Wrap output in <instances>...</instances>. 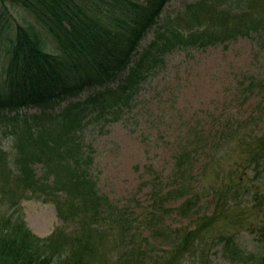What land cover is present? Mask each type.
Here are the masks:
<instances>
[{
	"label": "rangeland",
	"instance_id": "374dc122",
	"mask_svg": "<svg viewBox=\"0 0 264 264\" xmlns=\"http://www.w3.org/2000/svg\"><path fill=\"white\" fill-rule=\"evenodd\" d=\"M192 1L173 0L164 15ZM17 24L40 27L21 5L0 3V75ZM43 35L51 43V36L45 31ZM135 92L123 111H102L99 106L95 115L86 116L78 140L91 157L83 167L109 201L102 210L113 206L121 212L102 213L105 221L99 225L85 212L75 219L70 203L63 212L56 200L29 193L20 201L27 228L41 238L61 236L66 252H71L70 264H140L173 244V236L159 230L193 229L201 216L213 213L226 191V207L236 209L230 230L237 233L242 249H257L258 233L250 226L264 219V153L255 157L250 143L264 142V44L251 33L206 48L177 47L146 73ZM239 126L244 128L238 131ZM5 132L0 126L1 156L10 163L14 142ZM246 132H252L248 141L242 138ZM1 164L6 165L0 157ZM34 168L38 176L46 174L43 162ZM14 187L12 173L0 171V221L13 213L9 196L2 198ZM155 191L161 197L168 194L162 203H155ZM187 199H193V205L184 213L181 207ZM230 218L209 233L208 264H248L219 239Z\"/></svg>",
	"mask_w": 264,
	"mask_h": 264
},
{
	"label": "trees",
	"instance_id": "16d2710c",
	"mask_svg": "<svg viewBox=\"0 0 264 264\" xmlns=\"http://www.w3.org/2000/svg\"><path fill=\"white\" fill-rule=\"evenodd\" d=\"M172 1L0 0L2 6L21 5L40 23L16 25L5 49L9 61L0 75V126L13 139L15 150L10 163L0 150L6 164L0 171L11 172L15 185L2 198L9 196L14 210L0 221V264H70L71 252H66L61 236L41 238L27 228L20 201L29 193L56 200L61 210L70 203L75 219L85 212L99 225L105 221L102 213L121 212L113 206L102 210L109 201L83 167L91 159L78 141L86 116L95 115L99 106L102 111L129 108L146 73L177 47L206 48L251 33L264 44V0H195L166 16ZM149 34L153 36L145 43ZM242 138L248 141L252 132ZM259 142L250 143L255 157H263L264 142ZM37 162L44 163L45 175H37ZM156 192L155 203H162L168 194ZM223 192L213 213L201 216L193 229L159 230L173 236V244L140 264H208L209 233L225 217L231 218L218 234L225 248L236 249L248 264H264V219L250 226L258 233L257 249H242L237 233L229 228L236 209L226 207ZM192 200L184 202V213L192 208ZM111 217H116L114 212ZM150 219L156 221L157 216L151 214ZM99 225L94 228L97 234Z\"/></svg>",
	"mask_w": 264,
	"mask_h": 264
}]
</instances>
